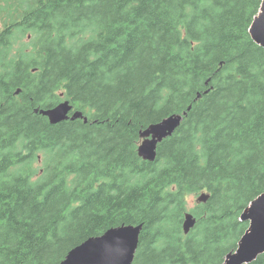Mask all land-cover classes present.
Masks as SVG:
<instances>
[{"label": "trees", "instance_id": "1", "mask_svg": "<svg viewBox=\"0 0 264 264\" xmlns=\"http://www.w3.org/2000/svg\"><path fill=\"white\" fill-rule=\"evenodd\" d=\"M262 2L0 0V264L124 225H143L134 264H225L264 193ZM64 100L88 122L41 114ZM184 112L143 160L141 134Z\"/></svg>", "mask_w": 264, "mask_h": 264}, {"label": "water", "instance_id": "2", "mask_svg": "<svg viewBox=\"0 0 264 264\" xmlns=\"http://www.w3.org/2000/svg\"><path fill=\"white\" fill-rule=\"evenodd\" d=\"M252 39L264 48V0L258 16L250 28ZM192 108L188 109V112ZM69 101L62 102L55 108L44 110L41 114L47 117L51 124L57 125L64 121L88 119L82 112H74ZM187 112L182 115H174L162 122L150 126L141 134L142 143L139 146V156L149 162L156 161L158 146L173 134L181 126ZM209 196L201 195L198 203H206ZM193 214H186L183 229L186 235L196 225ZM241 221L250 224L248 231L243 236L238 250L228 255L225 264H251L264 254V193L260 195L246 209ZM143 225L121 226L108 230L101 236L89 238L81 245L72 249L60 264H133L140 241Z\"/></svg>", "mask_w": 264, "mask_h": 264}, {"label": "rangeland", "instance_id": "3", "mask_svg": "<svg viewBox=\"0 0 264 264\" xmlns=\"http://www.w3.org/2000/svg\"><path fill=\"white\" fill-rule=\"evenodd\" d=\"M36 167H37L39 170L42 169V168H43V163H42V162H41V163H38V164L36 165ZM195 203H196V198H195V197H191V198H189L188 209L191 210V209L194 207Z\"/></svg>", "mask_w": 264, "mask_h": 264}]
</instances>
